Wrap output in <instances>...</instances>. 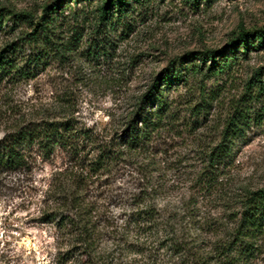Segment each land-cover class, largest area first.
I'll return each instance as SVG.
<instances>
[{
  "label": "rangeland",
  "instance_id": "1",
  "mask_svg": "<svg viewBox=\"0 0 264 264\" xmlns=\"http://www.w3.org/2000/svg\"><path fill=\"white\" fill-rule=\"evenodd\" d=\"M53 2L0 0L3 13L32 17H8L0 45L32 33ZM102 2L66 0L43 64L27 79L0 81V138L17 119L49 121L70 143L48 158L36 150L25 172L0 174V264H188L160 235L137 231L131 215L142 205L165 210V217L186 214L195 249L209 264H223L214 251L219 227L229 225L244 194L264 189V48L239 49L236 58L229 48L241 31L264 29V0H125V10L106 20L99 18ZM21 46L22 58L33 51V43ZM209 50L230 58H215L219 71L207 72V61L195 72L201 63L186 57ZM167 68L184 78L163 92L160 128L88 172L97 154L88 139L117 151L140 97ZM230 119L242 123V136L229 156L210 161L217 146L228 151ZM62 186L79 189L82 216L75 222L90 230L91 252L77 242L76 226L59 223L53 192ZM203 220L212 230H198ZM245 243L228 254V264H264V233Z\"/></svg>",
  "mask_w": 264,
  "mask_h": 264
},
{
  "label": "trees",
  "instance_id": "2",
  "mask_svg": "<svg viewBox=\"0 0 264 264\" xmlns=\"http://www.w3.org/2000/svg\"><path fill=\"white\" fill-rule=\"evenodd\" d=\"M77 1L80 0H75V2ZM65 5L66 0H54L52 4L43 8L42 16L33 25L32 33H27L16 41L0 45V81L17 82L34 75L32 70L43 64V60L49 51L51 29L54 27L58 14H62L58 13V10ZM126 6H128V3H125V0H103L98 8L99 18L101 20H106L108 16L113 18L114 13H121ZM12 15L11 13H3L0 9V35H6L5 21ZM13 16L17 20L32 18L30 15L24 14ZM11 30L13 29L11 28ZM23 41L26 44L33 43V51L24 58H22L23 55H20ZM229 48L233 58L237 57L239 49L242 50L241 54H246L251 48H264V29L241 31L229 44ZM217 56H223L225 59L230 58V55H224L221 50H209L200 54L191 53L186 58L201 63L199 67L194 66L195 72H200L202 65L210 61L212 65L207 69V72H211L221 69L220 63L215 61ZM262 70L264 72V68ZM164 73V75L156 76L148 90L140 97L139 108L134 118L125 125L120 135L117 136L119 140L117 151L110 148L111 144L98 142L97 137L88 139L93 146L92 149L97 151L94 159L88 163V172H98L109 160L114 159L116 156L120 157L123 150L128 151L138 148L142 142L147 141L151 134L160 128L167 111L163 92L174 85H178L184 78L181 70L167 68ZM255 74L257 75V73ZM257 82L261 81L257 80ZM161 86L163 87L160 88ZM59 128H61V125L49 121L39 122L17 119L0 138V174L25 172L30 168L33 161L32 156L36 153V150L41 152L45 158H48L54 147L69 145L68 139L61 135ZM225 131V134H228V151L225 144L217 146V149L209 156L210 161L219 163V159L230 155L233 140L242 136V123L239 119H230ZM78 182H81L80 179ZM77 189V187L66 189L65 186L54 189L53 193H56V196L53 197V201L56 203H54L55 210H62L59 217L60 225L68 223L71 226H76L80 231L77 242L82 244L86 252H91L93 241L90 234H88L90 230L86 229V224L81 226L80 223L75 222L76 219H80L82 216V198L79 197V189L78 191ZM164 211L151 205L139 206L131 215L132 222L138 232L142 230V234L155 233L157 236L160 235V239L170 251L190 259V261H187L188 264H209V256L204 257L200 253L202 249H195L198 243L197 237H191L189 234L190 229H185L183 225V220H186L187 215L176 213L173 216L165 217L162 213ZM195 217L198 218V215H192L191 218ZM229 220V225L227 220L225 224L219 227L218 231L223 228V238L218 240L214 246L216 256L223 259V264H228V254H231L237 244H240L241 250L242 248L245 249L248 243L241 246L244 240H252L264 233V189L249 191L244 194L240 199L239 208L230 213ZM195 223L200 224L201 222L194 221ZM200 226L198 230L203 232H209L213 227L211 224L208 225V221L205 220L202 221ZM233 263L234 261L231 259V264Z\"/></svg>",
  "mask_w": 264,
  "mask_h": 264
}]
</instances>
